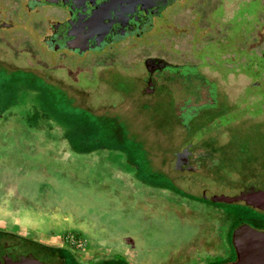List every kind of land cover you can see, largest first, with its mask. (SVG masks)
<instances>
[{
  "label": "rangeland",
  "instance_id": "374dc122",
  "mask_svg": "<svg viewBox=\"0 0 264 264\" xmlns=\"http://www.w3.org/2000/svg\"><path fill=\"white\" fill-rule=\"evenodd\" d=\"M191 1L183 0L168 16L185 21L188 13L183 8ZM218 1H202L196 10L210 9V23L219 16L226 19V41L205 43L211 55L232 53L236 41L244 43L264 22V0H227L214 9ZM40 16H23L11 28L0 29V228L19 231L11 217L22 216L19 212L33 215L31 228L55 237L49 244L43 235L33 238L92 259L90 264H226L229 255H220L225 247L218 236L227 241L237 202L219 205L215 210L221 214L216 216L211 208L191 210L180 204L169 179L162 177L170 158L169 140L178 135L168 128L173 119L168 96L137 95V79L110 69L95 72L87 55L78 64L65 57L56 68L45 67L52 53L40 46L29 27ZM168 37L167 30L154 31L132 49L120 43L115 59L125 63L156 47L167 51ZM113 90L117 96H106ZM248 93L243 89L241 98ZM118 99L127 104L128 113L122 112L123 106L119 113L112 110ZM229 115L222 127L232 136L220 151L227 174L237 171V155H247L243 159L248 162L264 161L260 129L251 124L246 132L236 131L237 113ZM130 148L138 153L131 151L132 163L144 160L153 176L144 167L141 173H128L124 152ZM253 169L247 175L254 174ZM260 177H255L257 182ZM226 182L218 191L234 193L237 179ZM66 234L81 238L84 247L70 248Z\"/></svg>",
  "mask_w": 264,
  "mask_h": 264
},
{
  "label": "flooded vegetation",
  "instance_id": "af4514ba",
  "mask_svg": "<svg viewBox=\"0 0 264 264\" xmlns=\"http://www.w3.org/2000/svg\"><path fill=\"white\" fill-rule=\"evenodd\" d=\"M202 1L205 0H192V5L185 6L183 9L188 16L180 21L168 14L183 0H0V29L11 28L26 16L42 15L39 20L31 21L29 27L40 46L52 53L53 59L44 63L45 67L56 68L65 57L78 64L87 55L95 72L110 69L137 79L140 84L137 95L168 96L173 117L168 128L178 135L169 140L172 144L170 158L162 177L169 179V189L180 197V204L191 210L208 212L211 208L216 216L221 214L216 207L237 202V212L231 214L235 222L228 242H222L218 236L219 244L225 247L220 255L227 252L226 263H229L236 258L232 246L235 228L264 232V198L258 196L255 201L252 197L254 193L264 192V161L255 163L251 159L248 162L243 159L247 155H237V171L227 174L226 160L220 153L222 143L232 136L230 130L222 126L234 111L237 113L233 120L236 131L246 132L252 124L260 129L264 138V22L250 31L244 43L236 41L232 53L219 51L211 55L204 48L205 43L220 45L226 41V19L219 16L210 23V9L196 11ZM226 1L219 0L213 8L223 7ZM219 25L221 31L217 29ZM166 30L169 33L167 51L155 46L139 58H130L125 63L116 61L114 52L120 43L132 49L145 35ZM245 88L249 93L241 98ZM116 92L109 91L106 96H115ZM112 105L113 111L119 113L123 106L122 112H126L127 104L119 99ZM182 134L187 137L181 138ZM132 150L124 152L128 173H141L146 163L143 160L138 165L133 164ZM134 153L138 154L136 149ZM250 169L255 173L247 175ZM146 170L147 175L153 176V171ZM258 176H261L260 184L255 178ZM222 179H237V190L231 194L220 193L218 189L228 185L226 181L222 185ZM218 196H237V200L214 199ZM197 204H202L203 209ZM239 237L240 233L237 239ZM62 261L66 264L93 262L0 228V264H62Z\"/></svg>",
  "mask_w": 264,
  "mask_h": 264
},
{
  "label": "water",
  "instance_id": "95a60500",
  "mask_svg": "<svg viewBox=\"0 0 264 264\" xmlns=\"http://www.w3.org/2000/svg\"><path fill=\"white\" fill-rule=\"evenodd\" d=\"M258 196L264 198V192L254 193L252 195L253 200ZM214 199L231 202L237 200V196H218L214 197ZM238 233H240L241 237L237 239ZM232 246L236 258L226 264H264V232L251 230L246 227L235 228L232 233Z\"/></svg>",
  "mask_w": 264,
  "mask_h": 264
},
{
  "label": "crops",
  "instance_id": "0c3cea01",
  "mask_svg": "<svg viewBox=\"0 0 264 264\" xmlns=\"http://www.w3.org/2000/svg\"><path fill=\"white\" fill-rule=\"evenodd\" d=\"M19 213H21V215L23 217L22 216H19V214L16 213V215L13 216L14 218L11 217L12 222L17 225V229H19V231H23L25 229V230H27L29 232H27V234H22V232H19L16 229L11 230V231H14L17 234L19 233V235L26 236V237H31V238H33L32 235H34V236H41V235H43L42 236V239H44L45 241H47L46 243H48V244L51 243L49 239L50 238H55V237L49 236L47 234V230H44L43 231L42 229H40V228H38L36 226H34V227L31 228V225L35 221V217L33 215H30V217H26V216L24 217L25 214L23 212H19ZM48 227L47 228L45 227L44 229H50L51 228L50 226H48ZM8 230H10V229H8Z\"/></svg>",
  "mask_w": 264,
  "mask_h": 264
},
{
  "label": "built area",
  "instance_id": "2783aa9c",
  "mask_svg": "<svg viewBox=\"0 0 264 264\" xmlns=\"http://www.w3.org/2000/svg\"><path fill=\"white\" fill-rule=\"evenodd\" d=\"M64 240L70 248L81 249L84 247V241L81 238L66 234Z\"/></svg>",
  "mask_w": 264,
  "mask_h": 264
},
{
  "label": "trees",
  "instance_id": "16d2710c",
  "mask_svg": "<svg viewBox=\"0 0 264 264\" xmlns=\"http://www.w3.org/2000/svg\"><path fill=\"white\" fill-rule=\"evenodd\" d=\"M49 247H50V246H49ZM50 248H51V247H50ZM51 249H54V248H51ZM116 263H117V264H123L122 261H120V260H117Z\"/></svg>",
  "mask_w": 264,
  "mask_h": 264
}]
</instances>
